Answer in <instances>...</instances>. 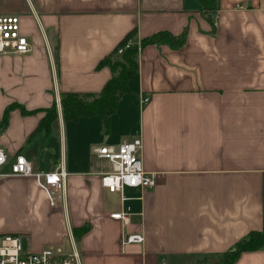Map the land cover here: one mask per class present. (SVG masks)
I'll return each mask as SVG.
<instances>
[{
    "label": "crops",
    "instance_id": "obj_1",
    "mask_svg": "<svg viewBox=\"0 0 264 264\" xmlns=\"http://www.w3.org/2000/svg\"><path fill=\"white\" fill-rule=\"evenodd\" d=\"M0 13L19 15L32 45L0 55V144L37 171L67 172L51 205L34 176L7 168L0 235L75 251L80 264H221L264 230V0H219L210 14L198 0H0ZM159 32L185 43L142 44ZM129 35L139 67L109 127L99 115L65 119L62 95L100 93L115 74L102 62ZM136 136L158 183L123 200L102 186L110 164L95 149ZM120 211L128 222L113 218ZM130 233L145 240L124 243ZM234 264H264V247Z\"/></svg>",
    "mask_w": 264,
    "mask_h": 264
},
{
    "label": "built area",
    "instance_id": "obj_2",
    "mask_svg": "<svg viewBox=\"0 0 264 264\" xmlns=\"http://www.w3.org/2000/svg\"><path fill=\"white\" fill-rule=\"evenodd\" d=\"M132 46L130 42L120 46L116 56H121ZM32 49L29 38L21 32V18L17 14L0 13V55L26 54ZM150 100L148 94L141 97V103ZM3 126L0 125V135ZM142 139L139 136L123 139L119 145H101L95 149L100 159L107 160L110 169L101 176V183L110 192H118L123 200L127 188H154L158 183L159 174L144 169L141 150ZM21 176H34L37 183L45 190L50 204L57 203V193H64L67 172L60 167L50 171H37L23 154L18 153L14 158L0 144V177L5 170ZM113 218L129 221V212L120 211L112 214ZM26 236L22 233H6L0 235V264H80L77 252H65L60 247H48L41 251H32L24 246ZM145 240L139 233H130L124 237V243H141Z\"/></svg>",
    "mask_w": 264,
    "mask_h": 264
},
{
    "label": "trees",
    "instance_id": "obj_3",
    "mask_svg": "<svg viewBox=\"0 0 264 264\" xmlns=\"http://www.w3.org/2000/svg\"><path fill=\"white\" fill-rule=\"evenodd\" d=\"M204 12L210 14L219 7V0H198ZM127 36L117 47V49L127 44L130 40ZM155 42H169L175 48H179L185 43V34L177 37L168 32H159L150 38L143 40L142 44L147 45ZM116 49V51H117ZM116 51L109 58L103 60V64L111 66L115 74L106 83L103 90L98 93H65L62 95L61 103L64 116L67 120H78L83 116L99 115L103 127L107 129L110 125L112 115L117 111L118 103L122 96L130 91L129 80L138 71V61L136 59L138 46H130L118 58ZM8 117V111L5 118ZM57 117V107L53 105L47 110V116L41 127H49L50 123ZM5 119V120H6ZM87 226L75 230L77 235L84 233ZM264 247V230L252 231L248 238L237 242L236 247L224 254L228 259L222 264H234L239 256L245 251L258 250Z\"/></svg>",
    "mask_w": 264,
    "mask_h": 264
},
{
    "label": "rangeland",
    "instance_id": "obj_4",
    "mask_svg": "<svg viewBox=\"0 0 264 264\" xmlns=\"http://www.w3.org/2000/svg\"><path fill=\"white\" fill-rule=\"evenodd\" d=\"M228 258L226 256H221L218 260L219 263H224Z\"/></svg>",
    "mask_w": 264,
    "mask_h": 264
}]
</instances>
